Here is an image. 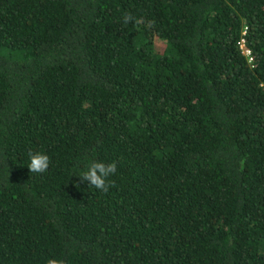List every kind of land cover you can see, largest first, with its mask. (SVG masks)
Returning <instances> with one entry per match:
<instances>
[{"label": "trees", "instance_id": "16d2710c", "mask_svg": "<svg viewBox=\"0 0 264 264\" xmlns=\"http://www.w3.org/2000/svg\"><path fill=\"white\" fill-rule=\"evenodd\" d=\"M49 259L264 264V0H0V264Z\"/></svg>", "mask_w": 264, "mask_h": 264}, {"label": "clouds", "instance_id": "9594fccd", "mask_svg": "<svg viewBox=\"0 0 264 264\" xmlns=\"http://www.w3.org/2000/svg\"><path fill=\"white\" fill-rule=\"evenodd\" d=\"M134 17L131 13H125L123 16V24L127 25L133 21ZM28 168L30 173L43 174L50 166L51 160L47 153L35 151L29 152ZM117 163L115 161L105 162L99 159H92L88 162L86 169L78 176L81 181H86L89 186L107 193L114 186L115 181L111 179L116 174ZM47 264H64L60 259H49Z\"/></svg>", "mask_w": 264, "mask_h": 264}, {"label": "built area", "instance_id": "2783aa9c", "mask_svg": "<svg viewBox=\"0 0 264 264\" xmlns=\"http://www.w3.org/2000/svg\"><path fill=\"white\" fill-rule=\"evenodd\" d=\"M244 33H245V27L242 28L239 37L235 40V45H236L238 51L244 56V58L248 62L250 60V56H249L248 49L244 45V40H243L244 39V36H243Z\"/></svg>", "mask_w": 264, "mask_h": 264}]
</instances>
